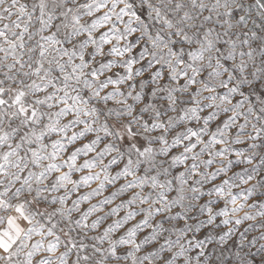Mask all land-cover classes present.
I'll list each match as a JSON object with an SVG mask.
<instances>
[{
	"label": "snow or ice",
	"instance_id": "obj_1",
	"mask_svg": "<svg viewBox=\"0 0 264 264\" xmlns=\"http://www.w3.org/2000/svg\"><path fill=\"white\" fill-rule=\"evenodd\" d=\"M0 264H264V0H0Z\"/></svg>",
	"mask_w": 264,
	"mask_h": 264
}]
</instances>
